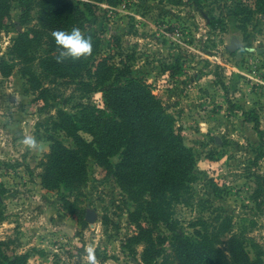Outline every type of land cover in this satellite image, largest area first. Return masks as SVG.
Masks as SVG:
<instances>
[{
	"label": "rangeland",
	"instance_id": "rangeland-1",
	"mask_svg": "<svg viewBox=\"0 0 264 264\" xmlns=\"http://www.w3.org/2000/svg\"><path fill=\"white\" fill-rule=\"evenodd\" d=\"M200 5L189 0L96 2L88 30L98 34L100 45L92 64L103 56L128 64L174 115L175 127L194 151L188 191L172 204L176 228L207 230L222 247L232 232H241L250 254L260 251L264 264V16L255 12L254 0H200ZM31 14L30 24L35 10ZM22 20L12 0L0 31V60L11 58L9 45L25 28ZM232 35L241 45L229 51ZM42 83L49 88L45 99L38 90L25 89L17 67L9 75L0 73V182L5 186L0 238L8 241L9 253L26 252L29 264H88V246L95 247L97 264H131L140 259L142 245H135V254L122 246L135 229L128 216L133 202L112 173L88 158L78 204L97 215L85 225L63 206L64 196H74L42 186L39 177L48 134L72 144L63 131L50 129L48 117L57 109L74 114L80 104L102 107V92L63 78L46 77ZM242 109L258 115L262 136ZM28 135L38 141L37 151L21 143ZM118 158L115 154L111 161ZM155 232L172 234L162 224ZM164 250L170 251L168 242Z\"/></svg>",
	"mask_w": 264,
	"mask_h": 264
},
{
	"label": "trees",
	"instance_id": "trees-1",
	"mask_svg": "<svg viewBox=\"0 0 264 264\" xmlns=\"http://www.w3.org/2000/svg\"><path fill=\"white\" fill-rule=\"evenodd\" d=\"M12 0H0V31L10 15ZM115 4L118 0H17L25 28L12 38L11 58L0 60V73L9 75L14 67L25 78L26 90H38L46 98V77L77 81L84 89L102 92L104 106L80 104L74 114L57 109L47 123L50 129L63 131L72 144L48 134L49 147L39 158L41 185L62 188L74 196H64V208L81 225L86 224L85 208L78 204V195L88 177V158L112 173L120 188L133 202L128 216L134 231L122 246L135 254L141 244L140 259L131 264H262L260 251L248 250L245 236L232 232L219 246L218 236L207 230L191 232L177 229L171 214L175 200L183 198L193 177L196 157L175 127V117L161 98L142 77L132 74L128 64H116L103 56L92 64L100 38L88 30L89 16L94 15L96 2ZM200 8V0H189ZM254 10L264 16V0H254ZM247 9L242 7V11ZM35 10L30 24L31 11ZM248 15L252 10L248 9ZM249 19V16L248 18ZM78 27L91 36L93 52L79 60L68 58L58 63L57 45L51 32L71 31ZM11 59V60H9ZM35 66H38L39 71ZM246 119L262 136L258 115L252 109H242ZM80 130L90 135L85 138ZM119 154L113 163L111 156ZM5 186L0 182V193ZM0 205V221L4 219ZM162 224L172 234L155 232ZM170 244L165 252L164 243ZM8 241L0 238V264H29L26 252H8ZM74 264V263H69Z\"/></svg>",
	"mask_w": 264,
	"mask_h": 264
},
{
	"label": "clouds",
	"instance_id": "clouds-1",
	"mask_svg": "<svg viewBox=\"0 0 264 264\" xmlns=\"http://www.w3.org/2000/svg\"><path fill=\"white\" fill-rule=\"evenodd\" d=\"M55 39L59 55L56 57L58 63L71 58L79 60L82 57L90 56L93 52L91 36L85 37L81 29L73 27L71 31L54 30L51 32ZM21 143L29 150L37 151L39 149L38 141L33 136H24ZM88 264H97L96 249L94 246H88L86 249Z\"/></svg>",
	"mask_w": 264,
	"mask_h": 264
},
{
	"label": "water",
	"instance_id": "water-1",
	"mask_svg": "<svg viewBox=\"0 0 264 264\" xmlns=\"http://www.w3.org/2000/svg\"><path fill=\"white\" fill-rule=\"evenodd\" d=\"M241 45L240 39L232 35L229 39V43L226 45L229 51H233ZM96 211L93 208H86L85 210V220L92 223L96 219Z\"/></svg>",
	"mask_w": 264,
	"mask_h": 264
}]
</instances>
